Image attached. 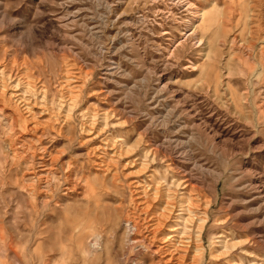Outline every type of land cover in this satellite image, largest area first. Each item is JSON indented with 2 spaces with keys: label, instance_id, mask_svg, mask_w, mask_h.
<instances>
[{
  "label": "rangeland",
  "instance_id": "obj_1",
  "mask_svg": "<svg viewBox=\"0 0 264 264\" xmlns=\"http://www.w3.org/2000/svg\"><path fill=\"white\" fill-rule=\"evenodd\" d=\"M0 67L40 86L33 135L0 121V264H165L175 193L187 264H264V0H0Z\"/></svg>",
  "mask_w": 264,
  "mask_h": 264
},
{
  "label": "bare ground",
  "instance_id": "obj_2",
  "mask_svg": "<svg viewBox=\"0 0 264 264\" xmlns=\"http://www.w3.org/2000/svg\"><path fill=\"white\" fill-rule=\"evenodd\" d=\"M29 79H30L29 76H25L19 79H14L11 75H8L6 73V69L4 67H0V121L1 120L8 121L9 123V121L13 120L14 123L10 127L13 129L14 127H17V126L21 127L23 132L20 133L19 138L24 139V140L27 139L28 136L33 135L35 131V128L32 127V125H30L29 123L30 119L29 120L27 119L28 117L27 115L32 116V113H33V111L30 108L31 101H29L27 97L28 96L34 97L36 99L38 95H40V86L31 85L30 82L28 81ZM23 89L25 90V94L20 93ZM46 104H47L46 100H43L41 107L42 108L47 107ZM91 129L92 127L90 128V130ZM114 146H117V145L114 144ZM137 147H138V144L136 146H133L131 151L136 150ZM139 183L140 182L136 181V182H133L132 184L130 183V185L133 187V193H135V196L137 197V200H138L137 204L138 205L141 204V208H143V210L144 209L148 210L149 208L154 207L156 203H158L159 201L158 195H160L161 192L157 190V195L155 194L156 192L151 193V191H148L145 189H143V191L140 190L139 192V189L141 187V186L139 187ZM182 186L184 185H180V183H178L176 185L177 191L179 189L184 190L185 187H182ZM181 196H182L181 194L177 195V193H175L174 199L172 201L177 200V199L179 201ZM151 198H152V201L149 202ZM178 201H177L176 207L174 203H166V207L163 208L161 212L155 214L151 218V223L149 227L147 228L146 237L145 238L143 237L144 239L143 241H141L143 245L149 243L150 246L160 241V245L156 248V250L159 253L163 252V254L165 255L164 256L165 264H187L186 262L190 259V255L193 251V242H192V239L190 238V232L192 233L193 230L188 228L187 231L185 230L186 231L185 233L182 232L184 234H180L181 227L179 223L184 222L185 225H189L190 228L191 227L194 228L193 226L194 220L192 219V216L191 214H189L188 210L185 209L183 203H179ZM177 210H180L182 213L177 212ZM184 212L188 213V218L186 219H184V214H183ZM171 222H175L178 224H176V226L171 227L169 229V232L171 233L170 235L160 238V236H158V233L160 232V230L167 227V225ZM137 228L138 227H136V229ZM181 235H183L181 238H183L184 240L180 238Z\"/></svg>",
  "mask_w": 264,
  "mask_h": 264
}]
</instances>
